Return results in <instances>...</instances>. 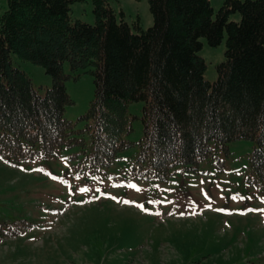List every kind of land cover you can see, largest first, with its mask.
<instances>
[{"label":"trees","instance_id":"obj_1","mask_svg":"<svg viewBox=\"0 0 264 264\" xmlns=\"http://www.w3.org/2000/svg\"><path fill=\"white\" fill-rule=\"evenodd\" d=\"M73 1L7 0L0 13L1 156L27 159L39 144L46 154L83 148L87 132L94 163L107 165L133 145L128 104L143 100L138 160L150 157L160 177L174 163L194 169L211 154L212 141L251 138V161L264 178V0H224L215 18L210 0H148L153 23L142 29L136 19V31L117 21L109 0H91L94 23L72 20ZM234 10L238 21L228 20ZM224 28V59L210 82L200 37L216 45ZM11 52L51 74L44 95ZM65 60L94 76L81 129L64 117L71 102Z\"/></svg>","mask_w":264,"mask_h":264},{"label":"rangeland","instance_id":"obj_2","mask_svg":"<svg viewBox=\"0 0 264 264\" xmlns=\"http://www.w3.org/2000/svg\"><path fill=\"white\" fill-rule=\"evenodd\" d=\"M210 2L215 18L224 0ZM109 3L117 21L125 20L133 31L136 19L142 29L153 23L148 0ZM6 7L7 0H0V13ZM69 15L95 22L91 0L73 1ZM240 18L239 10L228 16ZM226 37V28L216 45L200 37L203 75L210 82L224 59ZM11 59L44 94L52 83L46 68L14 52ZM63 70L71 97L64 115L80 128L94 76L71 68L69 60ZM143 104H128L136 116L127 137L134 141L143 132ZM84 137L89 156L77 146L57 155L39 147L20 162L0 156V264H264V178L250 160L256 139L213 141L212 153L195 169L178 163L161 178L149 157L138 164L137 144L122 149L109 165L95 166L89 135Z\"/></svg>","mask_w":264,"mask_h":264},{"label":"snow or ice","instance_id":"obj_3","mask_svg":"<svg viewBox=\"0 0 264 264\" xmlns=\"http://www.w3.org/2000/svg\"><path fill=\"white\" fill-rule=\"evenodd\" d=\"M82 191H87V189H82ZM218 211H225V210L224 209H219ZM249 211H255V210L249 209ZM261 211H264V210H261ZM181 215H183V213H181Z\"/></svg>","mask_w":264,"mask_h":264}]
</instances>
